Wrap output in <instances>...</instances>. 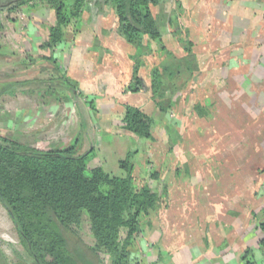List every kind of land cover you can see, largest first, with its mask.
I'll use <instances>...</instances> for the list:
<instances>
[{"label": "crops", "instance_id": "crops-1", "mask_svg": "<svg viewBox=\"0 0 264 264\" xmlns=\"http://www.w3.org/2000/svg\"><path fill=\"white\" fill-rule=\"evenodd\" d=\"M167 1L161 0L156 10L167 49L169 40L178 37L174 30L202 32V65L219 73L218 79H241L237 96L246 97L252 112H264V0ZM164 3L168 4L165 23ZM16 14L4 21L0 32L1 128L35 137L43 143L37 146L41 149L63 148L79 139V153H87L88 159L93 156L90 166L116 174L122 173L119 160L134 152L137 175L145 163L141 162L144 144L156 139L140 138L123 128L125 106L135 105L153 115L154 130L158 109L152 70L160 52L164 64L166 52L148 36L144 45L150 52L134 47L118 33L111 11L94 3L53 49L42 44L56 23L54 9L37 4ZM136 62H140L144 88L132 92L126 87ZM202 192H206L202 194V250L192 255L185 246L176 248L166 219V231L156 228V234L142 228L152 241L149 248L142 239L138 241L137 252L149 257L141 262L264 264V183L256 184L253 178L245 184H202ZM176 203L172 199L170 206ZM148 223L151 227L154 222Z\"/></svg>", "mask_w": 264, "mask_h": 264}, {"label": "trees", "instance_id": "trees-1", "mask_svg": "<svg viewBox=\"0 0 264 264\" xmlns=\"http://www.w3.org/2000/svg\"><path fill=\"white\" fill-rule=\"evenodd\" d=\"M160 2L15 0L7 10L16 13L37 4L54 9L56 23L49 28V38L42 44L44 48L53 49L65 40L67 28L81 19L94 3L111 11L118 33L134 47L150 52L144 45V37L148 36L168 53L156 14ZM4 10L0 7V32L4 27ZM182 32L185 36L179 37ZM173 34L187 48L179 62L187 70L195 71L197 57L189 32L177 29ZM162 66L152 70L156 100L159 92L163 94V77L170 72L167 65ZM139 68L140 62H136L133 79L126 90L138 92L144 88ZM158 105L164 108L163 104ZM195 110L200 116L210 114L206 105L197 104ZM122 123L123 128L140 138L156 139L153 133L155 117L141 107L127 104ZM79 146L77 139L63 148L41 149L0 135V202L13 221L27 255L20 264H142L140 260L134 263L133 248L142 232L144 219L167 205V183L159 191L151 180L161 179L160 172L153 171L150 178L136 175L134 152L119 160L122 173L114 174L102 166L88 165V155L80 154ZM85 217L94 244L74 248L68 233ZM261 227L264 229V222Z\"/></svg>", "mask_w": 264, "mask_h": 264}, {"label": "rangeland", "instance_id": "rangeland-1", "mask_svg": "<svg viewBox=\"0 0 264 264\" xmlns=\"http://www.w3.org/2000/svg\"><path fill=\"white\" fill-rule=\"evenodd\" d=\"M13 1L0 0V7L5 8L2 13L4 21L7 16L17 15V12L9 13L7 10ZM168 4L162 6L163 23L166 22L164 14ZM182 36L185 32L179 35ZM177 38L168 42L169 52L165 54L164 64L170 72L163 77V94L159 92L156 97L158 122L153 130L156 141L144 144L141 162L145 163L138 168L137 175L150 178L153 171H158L161 179L151 180L154 187L159 191L164 183L169 187L167 205L147 216L143 227L157 234L158 230H167L166 219H169V234L172 241L180 245L176 248L185 246L193 255L202 250V194H206L202 192V184H245L253 178L256 184L264 183V112H252V104L246 97L237 96L236 89L242 87L241 79H218L219 73L214 69L209 71V65H202V32L189 33L197 57L193 72L179 62V58L186 55L187 48ZM162 57L160 52L159 57L154 59L160 69L164 65ZM256 102L261 107L259 101ZM158 104H163L164 108ZM197 104L206 105L209 116H200L195 110ZM94 131L98 133L96 128ZM2 134L31 146L43 145L37 139L35 141V137L25 138L13 128L3 129L0 126ZM92 158L89 157L88 165H91ZM113 172L116 174V171ZM172 199L179 204L170 206ZM150 221L154 222L151 227ZM68 236L74 248L94 244L86 217ZM138 238L133 248L134 263L149 258L143 252H137L140 247L138 241L142 239L148 248L152 241L150 234L142 232ZM0 253L3 254L0 264H20L21 259L27 258L16 227L1 202Z\"/></svg>", "mask_w": 264, "mask_h": 264}]
</instances>
